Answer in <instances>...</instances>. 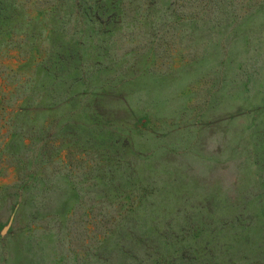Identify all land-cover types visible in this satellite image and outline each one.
Wrapping results in <instances>:
<instances>
[{
  "label": "rangeland",
  "instance_id": "obj_1",
  "mask_svg": "<svg viewBox=\"0 0 264 264\" xmlns=\"http://www.w3.org/2000/svg\"><path fill=\"white\" fill-rule=\"evenodd\" d=\"M165 1L108 35L28 0L0 31V264H264V5L203 26Z\"/></svg>",
  "mask_w": 264,
  "mask_h": 264
},
{
  "label": "trees",
  "instance_id": "obj_2",
  "mask_svg": "<svg viewBox=\"0 0 264 264\" xmlns=\"http://www.w3.org/2000/svg\"><path fill=\"white\" fill-rule=\"evenodd\" d=\"M154 0H144V5L147 8L146 18L144 21L147 23H152L153 21H164L168 22L171 21V15L167 13L168 11L160 12V16H156L151 14V10L149 5ZM163 2V0H161ZM134 2H140V0H57L56 8L58 9L59 5L64 6L68 5L73 9H76L77 20L84 21L90 23L92 25L100 24L103 29H106L108 35H112L115 31V28L118 29L119 26L122 25L125 20L129 18L126 16L125 7L127 5H132ZM170 0L165 1V5L169 4ZM28 0H0V31H3L4 27L5 30H12V21L17 20L19 23L22 20L23 16L16 11L15 8H23V5H26ZM185 6L179 7H192L191 12H184V10L179 15H172L175 21L184 20L188 21V24L193 25L196 23L207 24L210 21H219L222 19L227 20V8H233L235 5H240L242 8H252V4L254 6H260L261 4L264 5V0H184ZM64 8V7H63ZM127 8V7H126ZM169 8V6H168ZM80 10H85V12H81ZM88 11H91L94 14V18L90 19ZM175 11V10H174ZM69 16L71 14L67 13ZM214 15V16H212ZM35 19V18H34ZM92 29V28H91ZM90 29V33H92ZM101 29V30H103ZM93 32L94 29H92ZM66 97L61 98L60 101H64ZM59 128V127H58ZM64 131V128H61V132ZM97 131V130H96ZM58 129L56 127H51L45 131V128L39 134L35 140L31 139L29 145L25 146L24 150L30 151L32 158L37 160L43 164V162L47 161L46 163L50 162V159L53 154V148L51 150V146L49 144L50 138L60 137V133H57ZM93 135V134H89ZM48 141V142H47ZM75 141V140H74ZM77 143V142H76ZM35 153H33V152ZM34 155V156H33ZM158 257V256H157ZM154 255V259L157 258ZM206 259V260H205ZM255 258L251 259L254 260ZM249 262V261H248ZM190 264H239L235 263L233 260H218L214 257V254H203L197 250L193 251V261ZM248 264V263H247ZM250 264H252L250 262Z\"/></svg>",
  "mask_w": 264,
  "mask_h": 264
}]
</instances>
